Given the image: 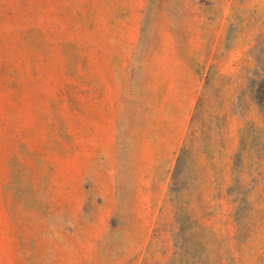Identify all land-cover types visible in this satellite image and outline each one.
<instances>
[{
    "label": "rangeland",
    "instance_id": "1",
    "mask_svg": "<svg viewBox=\"0 0 264 264\" xmlns=\"http://www.w3.org/2000/svg\"><path fill=\"white\" fill-rule=\"evenodd\" d=\"M0 264H264V0H0Z\"/></svg>",
    "mask_w": 264,
    "mask_h": 264
},
{
    "label": "crops",
    "instance_id": "2",
    "mask_svg": "<svg viewBox=\"0 0 264 264\" xmlns=\"http://www.w3.org/2000/svg\"><path fill=\"white\" fill-rule=\"evenodd\" d=\"M150 200V199H149ZM151 204H160V202H158V201H149L148 203H146V205H151ZM143 219V221H146L147 222V220H149L148 218H142Z\"/></svg>",
    "mask_w": 264,
    "mask_h": 264
}]
</instances>
